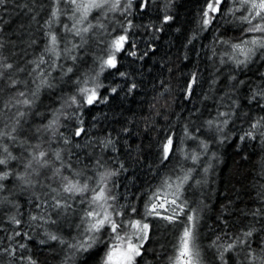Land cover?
Masks as SVG:
<instances>
[{
	"label": "snow or ice",
	"instance_id": "6c2138e0",
	"mask_svg": "<svg viewBox=\"0 0 264 264\" xmlns=\"http://www.w3.org/2000/svg\"><path fill=\"white\" fill-rule=\"evenodd\" d=\"M198 3L183 85L164 54L147 114L102 127L86 112L143 85L125 61L159 50L174 0H0V264H48L33 246L55 264H264V0ZM227 146L255 161L220 196ZM160 225L177 232L163 258Z\"/></svg>",
	"mask_w": 264,
	"mask_h": 264
},
{
	"label": "trees",
	"instance_id": "16d2710c",
	"mask_svg": "<svg viewBox=\"0 0 264 264\" xmlns=\"http://www.w3.org/2000/svg\"><path fill=\"white\" fill-rule=\"evenodd\" d=\"M155 3L161 4L163 0H154ZM175 12L177 13L176 20L170 22L169 25L165 27V31L161 34L160 41L158 42V51H149V56L145 57L144 62H137L135 64L130 61H125V65L129 67V70L139 69L140 63H143L142 79L144 81L143 85L134 91L132 95H126L121 93L120 95H115L110 98V101L106 105H97L95 108L90 109L86 112V117L90 118L91 116L96 115V113H104L105 119L99 121L100 126L102 127H119L121 123L126 121L127 118L132 117L134 114L136 117L146 115L148 111L149 104L152 103V97L154 93L149 86L153 83V77H157L163 69V65L158 63V60L164 54H167L168 58L173 60L179 69L174 77L173 87L175 88L177 84L183 85V77L187 74L188 70L192 67L187 61H182L177 59L184 52V49L181 45L185 42L186 34L191 30L193 22L196 19V10L199 7L198 0H174ZM143 18H138L136 23H140ZM155 19V17H153ZM224 22L221 21L218 27L223 25ZM179 27L180 31H176V28ZM239 25H233L228 29V35L237 37L239 32L233 31L232 28H238ZM221 31H224V28H221ZM211 39L210 32L204 33L200 37L201 43L197 47H202L203 44H207ZM203 56V53H201ZM200 68L206 69V65L203 62V59L200 61ZM210 71V69H207ZM167 72H165V76ZM162 78V77H161ZM208 77L205 76V79ZM139 82V81H138ZM204 88L207 89L208 85L205 83ZM197 92H200V89H197ZM175 95L177 96V104L179 105L174 109V111H180L184 106L182 99L179 96V91L177 90ZM190 106V105H189ZM179 131V127H177ZM135 142V141H133ZM255 157L249 161H243L236 153V150L227 146L222 152V158L218 162L217 167V180L218 187L220 188V196L224 195L226 187H231L233 183L242 182L246 183L245 176L248 175L249 170L253 166ZM131 175V173H129ZM138 178L139 174H138ZM251 177H249L250 179ZM147 179V177H143ZM136 191L135 188L132 189ZM242 198L248 199V196H243ZM219 199V198H218ZM160 230L158 233L153 235L152 243L148 245L149 250L155 249L157 253L163 258L164 255H170L173 252V244L176 241L177 232L175 229L169 228L166 225H160ZM204 235L206 237L210 236V233L205 230ZM32 242H30L31 244ZM159 245L164 246V251L161 253ZM33 251H39L41 259L46 260L48 264H55V259L51 255L50 251L47 249L37 250L33 246ZM97 257L90 258L88 264H95ZM147 260H151L152 257H146Z\"/></svg>",
	"mask_w": 264,
	"mask_h": 264
}]
</instances>
